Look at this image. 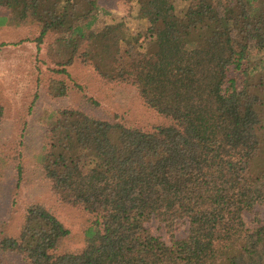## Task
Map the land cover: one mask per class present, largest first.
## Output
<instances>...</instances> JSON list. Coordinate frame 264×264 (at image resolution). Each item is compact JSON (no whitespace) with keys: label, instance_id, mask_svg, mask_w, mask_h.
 <instances>
[{"label":"trees","instance_id":"trees-1","mask_svg":"<svg viewBox=\"0 0 264 264\" xmlns=\"http://www.w3.org/2000/svg\"><path fill=\"white\" fill-rule=\"evenodd\" d=\"M128 1L149 25L143 34L123 22L96 31V0H0V27L36 24L40 44L56 36L52 72L91 66L137 88L164 119L145 131L60 112L38 163L53 194L90 216L85 245L62 251L71 231L35 203L3 246L30 264H264V222L250 229L244 219L264 205V0H188L182 12L179 0ZM141 40L149 63L118 68ZM6 115L0 98V124ZM154 219L170 232L186 220L188 235L167 245Z\"/></svg>","mask_w":264,"mask_h":264},{"label":"rangeland","instance_id":"rangeland-1","mask_svg":"<svg viewBox=\"0 0 264 264\" xmlns=\"http://www.w3.org/2000/svg\"><path fill=\"white\" fill-rule=\"evenodd\" d=\"M189 6L179 0L178 12ZM99 21L96 31L106 25L123 22L131 36L143 34L148 23L138 17L136 2L128 0H96ZM6 11L0 7V14ZM97 13V12H96ZM40 28L36 24L22 27H0V98L7 108L0 124V262L1 264H30L22 256L3 246L4 239L20 236L31 204H46L71 231L62 251H77L84 247L83 229L90 216L78 206L62 203L51 191L38 163L45 137L66 109L79 111L96 119L122 122L130 128L150 131L164 119L142 100L139 90L129 84L108 83L90 66L76 63L68 73H55L51 68L56 36L47 35L39 43ZM146 44L133 45L118 68L139 71L149 63ZM237 72L232 73V77ZM64 82L67 95L54 97L49 93L55 83ZM18 166L23 168L19 180ZM247 227L254 229L264 222V205L246 212ZM148 227L153 235L171 245L188 235L189 223L179 220L173 232L154 219Z\"/></svg>","mask_w":264,"mask_h":264}]
</instances>
